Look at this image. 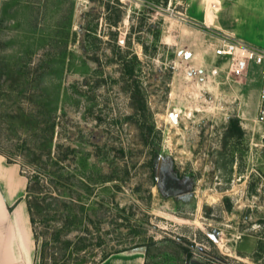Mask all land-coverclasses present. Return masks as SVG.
<instances>
[{"label": "rangeland", "instance_id": "374dc122", "mask_svg": "<svg viewBox=\"0 0 264 264\" xmlns=\"http://www.w3.org/2000/svg\"><path fill=\"white\" fill-rule=\"evenodd\" d=\"M223 2L0 0V155L37 177L36 264H264L260 76L214 56ZM238 22L259 44L261 22Z\"/></svg>", "mask_w": 264, "mask_h": 264}, {"label": "crops", "instance_id": "0c3cea01", "mask_svg": "<svg viewBox=\"0 0 264 264\" xmlns=\"http://www.w3.org/2000/svg\"><path fill=\"white\" fill-rule=\"evenodd\" d=\"M187 11V10H186ZM193 11V12H192ZM194 20L201 21V12L191 9ZM220 32L233 35L253 47H264V0H224L216 18ZM238 21H259L263 25L256 39L259 44L247 41L243 26ZM243 25V24H242ZM27 180L18 167L8 164L0 155V264H36V240L26 203ZM127 261L142 264L141 255L120 252L105 262Z\"/></svg>", "mask_w": 264, "mask_h": 264}, {"label": "built area", "instance_id": "2783aa9c", "mask_svg": "<svg viewBox=\"0 0 264 264\" xmlns=\"http://www.w3.org/2000/svg\"><path fill=\"white\" fill-rule=\"evenodd\" d=\"M233 37L227 35L221 39V44L214 49V56L228 59L235 76L244 75L251 66L258 69L260 87L257 122L264 124V47H252L241 41H233Z\"/></svg>", "mask_w": 264, "mask_h": 264}, {"label": "trees", "instance_id": "16d2710c", "mask_svg": "<svg viewBox=\"0 0 264 264\" xmlns=\"http://www.w3.org/2000/svg\"><path fill=\"white\" fill-rule=\"evenodd\" d=\"M116 57L118 58V62L120 65L121 80L123 84L128 88V91H129L130 107L134 111V114L144 118L146 115L147 107H146V103L144 101L143 95L141 93L140 87L138 86V82L136 81L135 64L138 63L137 58L134 55L130 57L128 54H121L120 52H118V55ZM228 129L230 132V136H234V135L240 136L241 135V129L238 125L237 120H231ZM151 130H152V127H148L144 123V127L142 130L144 136L147 137L149 133L151 132ZM36 178H37L36 175H34L32 180L27 182V187H26V194H27L26 203H27V208H28V212L30 215V222H31L33 230H34V225H35V219L32 213V205L29 200V196L30 194H34L32 193V188H33V184H37ZM34 235L36 239L35 230H34ZM109 256L110 254L104 253L97 264L103 262Z\"/></svg>", "mask_w": 264, "mask_h": 264}]
</instances>
